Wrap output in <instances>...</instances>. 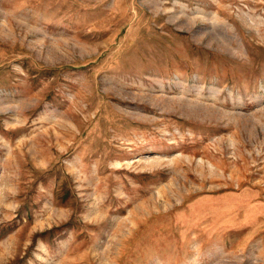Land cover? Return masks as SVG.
I'll return each instance as SVG.
<instances>
[{
    "label": "rangeland",
    "instance_id": "374dc122",
    "mask_svg": "<svg viewBox=\"0 0 264 264\" xmlns=\"http://www.w3.org/2000/svg\"><path fill=\"white\" fill-rule=\"evenodd\" d=\"M0 264H264V0H0Z\"/></svg>",
    "mask_w": 264,
    "mask_h": 264
}]
</instances>
